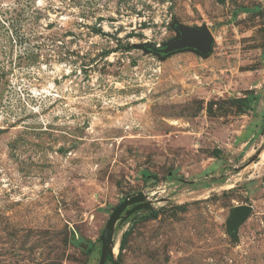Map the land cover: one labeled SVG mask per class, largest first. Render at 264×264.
Returning <instances> with one entry per match:
<instances>
[{
    "label": "rangeland",
    "instance_id": "obj_1",
    "mask_svg": "<svg viewBox=\"0 0 264 264\" xmlns=\"http://www.w3.org/2000/svg\"><path fill=\"white\" fill-rule=\"evenodd\" d=\"M0 264H264V0H0Z\"/></svg>",
    "mask_w": 264,
    "mask_h": 264
},
{
    "label": "water",
    "instance_id": "obj_2",
    "mask_svg": "<svg viewBox=\"0 0 264 264\" xmlns=\"http://www.w3.org/2000/svg\"><path fill=\"white\" fill-rule=\"evenodd\" d=\"M173 28L177 32V37L166 45L151 47L150 51L152 53L163 57L180 51H193L201 57H207L211 53L214 38L206 25H202L199 28H188L180 24H174ZM136 200H139L138 196L133 199V201ZM127 203L128 201L122 202L118 210L110 215L103 234V240H108L110 242L109 235L112 231V225L119 211L122 210ZM251 209L252 207L250 205H239L232 208L230 219L227 223L228 232L230 234L233 235L236 233L238 226L247 218Z\"/></svg>",
    "mask_w": 264,
    "mask_h": 264
},
{
    "label": "crops",
    "instance_id": "obj_3",
    "mask_svg": "<svg viewBox=\"0 0 264 264\" xmlns=\"http://www.w3.org/2000/svg\"><path fill=\"white\" fill-rule=\"evenodd\" d=\"M239 144H240V146H242V148H245L248 144L247 138H244L241 142H239Z\"/></svg>",
    "mask_w": 264,
    "mask_h": 264
}]
</instances>
